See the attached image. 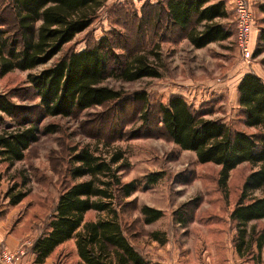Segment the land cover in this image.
<instances>
[{
	"label": "rangeland",
	"instance_id": "obj_1",
	"mask_svg": "<svg viewBox=\"0 0 264 264\" xmlns=\"http://www.w3.org/2000/svg\"><path fill=\"white\" fill-rule=\"evenodd\" d=\"M145 1L106 0L89 27L76 34L49 62L27 71L13 70L0 75V93L8 92L13 102L31 107L30 116L38 117L33 109L38 101L29 88L28 74L50 66L66 53L93 45L102 36L112 38L116 53L146 54L160 73V77L133 81L108 78L104 84L121 90V101L107 102L69 117L45 116L40 123L38 140L25 152L24 158L9 167L0 163V243L17 252L15 261L20 264H33L29 259L31 244L45 231L58 194L72 181L68 168L69 153L74 147L88 148L105 158L117 151L123 154L124 160L112 166L122 183L134 181L136 190L128 197L117 191L115 208L124 234L140 248L146 250L153 246L151 232L157 231L166 240L181 244V254L188 260L192 258L201 264H210L207 257L211 253L206 250L214 243L212 237L224 238L218 241L223 242L222 247L235 250L237 230L229 215L239 199L245 177L259 164L243 162L236 166L229 172L224 191L218 184V165L199 163L194 152L182 150L168 138L160 127L158 104H166L170 95L179 94L204 118L218 119L232 129L248 133L263 132L261 128L242 124L235 92L245 72L258 74L264 82V50L254 55L258 38V35L254 37L255 30L258 33L257 29L264 27V13L258 9L264 0H250L254 15L250 59L242 58L236 45L233 10L222 22L231 35L223 41L196 48L175 27L159 23L160 27L155 30L146 21L139 28L136 19ZM7 2L0 0V7ZM0 20L12 29L9 12ZM3 28L6 27L0 26ZM135 93H143L146 101L134 98ZM47 126L54 130L45 131ZM15 127L6 116L0 120V132ZM157 171L162 172L161 177L147 185L146 175ZM8 189L11 194L20 191L25 196L11 205L6 197ZM263 191L256 189L247 193L244 201L260 197ZM144 205L160 209L162 217L145 224L140 211ZM181 214L182 217L178 216ZM106 216V212L91 210L85 214V220ZM179 217L183 223L176 225ZM246 228L253 239L260 233L263 235L261 247L253 242L247 250L243 249L242 256L236 250L235 255L247 264H264V217L249 221ZM74 242V238L67 240L53 253L55 258L59 254L60 264H75ZM224 254L230 256L225 250Z\"/></svg>",
	"mask_w": 264,
	"mask_h": 264
},
{
	"label": "trees",
	"instance_id": "obj_2",
	"mask_svg": "<svg viewBox=\"0 0 264 264\" xmlns=\"http://www.w3.org/2000/svg\"><path fill=\"white\" fill-rule=\"evenodd\" d=\"M105 2L8 0L0 7V19L7 12L12 17V29L0 20V26L6 27L0 29V75L13 70L27 71L49 62L76 34L89 27ZM142 7L136 19L139 28L146 21L155 30L160 27L159 23L175 27L196 48L223 41L231 35L217 20L229 16L222 0H146ZM258 9L264 13V4ZM113 46L112 38L105 35L93 45L66 53L39 72L29 73V88L38 101L33 109L38 117H31V107L13 102L8 92L0 93V120L6 116L16 125L14 130L0 132V163L9 167L24 158L25 152L38 140L40 123L45 116L69 117L107 102L121 101L123 92L104 84L108 78L133 81L160 77L146 54L121 55ZM263 50L264 28L258 34L254 55ZM237 93L242 124L261 128L263 132L248 133L232 129L218 119L204 118L179 94L170 95L166 104H158V112L160 127L174 144L194 152L199 163L220 167L218 184L224 191L229 172L236 166L243 162L259 164L245 177L239 199L229 215L237 230L234 247L242 256L243 249L247 250L253 242L260 248L263 237L260 233L253 239L246 223L264 217V191L260 197L246 202L244 199L247 193L264 189V83L255 73H245ZM134 98L146 101L143 93H135ZM51 127L44 130L52 132ZM69 156L68 174L72 181L58 194L45 231L31 244L32 263H43L55 247L74 238L79 264H150L146 251L124 234L115 208L117 191L128 197L136 190L135 182L122 183L112 166L124 160L123 154L117 151L105 158L88 148L74 147ZM161 174V171L147 174L146 184L155 183ZM85 176L90 178L76 181ZM6 193L11 205L25 196L20 191L11 194L9 189ZM91 210L106 212L107 216L85 220V214ZM140 211L145 224L163 215L160 209L147 205ZM177 220L176 225L183 221L180 217ZM151 237L159 243L166 240L157 231H152Z\"/></svg>",
	"mask_w": 264,
	"mask_h": 264
},
{
	"label": "crops",
	"instance_id": "obj_3",
	"mask_svg": "<svg viewBox=\"0 0 264 264\" xmlns=\"http://www.w3.org/2000/svg\"><path fill=\"white\" fill-rule=\"evenodd\" d=\"M150 1L155 2L156 0H150ZM209 1L210 2H216L218 0H209ZM222 1H224L225 9L228 12H231L233 10V7H234V0H222ZM226 19H228V17L222 18V19H217V20H219L220 22H223ZM262 28H264V27L257 29L258 33H256V30H255V34H254L255 38L257 37V35L259 34V32ZM253 32H254V27L252 28V31H251V48L253 45L252 44L253 43V40H252ZM245 73H248V72H245ZM244 74H242V76ZM256 75L258 77H260L258 74H256ZM242 76L240 77V79L242 78ZM240 79L238 80V82L236 84V92H235L236 100L238 99L237 86H238ZM260 79L262 80L261 77H260ZM176 233H173V234L176 236ZM223 239L224 238H222V237H212L211 241H214V243L209 245V250H206V251H209L211 253V255L207 257V261H209L210 264H247V262L241 261V259L235 255V250L233 248L226 250L222 247L223 242L219 243L218 241L223 240ZM215 241H216V243H215ZM65 242H63V243L59 244L57 247H55L53 252L41 264H60L62 261L60 260L59 254H57L56 258H55V257H53V253L56 252L59 248L63 247ZM152 245L153 246H151V247L149 246V248L146 247L147 249L145 250L147 256L149 257V259L151 261L150 264H201L202 263V262H196V261H194L195 259L193 260L192 258H190L188 260L185 256H183L181 254L180 249H179L181 244L176 243L173 239L167 238V240H165L164 243H159L157 240L152 239ZM155 245H157L158 248ZM2 250H6L8 252H15L14 250L9 249V245L5 246V245L0 243V251H2ZM73 250H74L73 251V257L75 258V264H79L80 258L78 257V254H77L75 242L73 245ZM192 250H194V247L192 248ZM224 250H225V252H229L230 256L228 254H224ZM30 258L33 261V258H34L33 253H30L29 259ZM13 264H20V263H18L16 260ZM22 264H24V263H22ZM26 264H28V263L26 262Z\"/></svg>",
	"mask_w": 264,
	"mask_h": 264
},
{
	"label": "built area",
	"instance_id": "obj_4",
	"mask_svg": "<svg viewBox=\"0 0 264 264\" xmlns=\"http://www.w3.org/2000/svg\"><path fill=\"white\" fill-rule=\"evenodd\" d=\"M234 18L236 27V45L242 58L252 57L251 31L254 25V15L250 0H234ZM22 253V251H19ZM17 252L0 251V264H12Z\"/></svg>",
	"mask_w": 264,
	"mask_h": 264
}]
</instances>
